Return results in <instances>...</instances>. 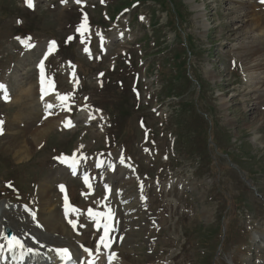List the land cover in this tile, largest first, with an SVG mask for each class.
I'll use <instances>...</instances> for the list:
<instances>
[{"label": "rangeland", "instance_id": "1", "mask_svg": "<svg viewBox=\"0 0 264 264\" xmlns=\"http://www.w3.org/2000/svg\"><path fill=\"white\" fill-rule=\"evenodd\" d=\"M173 1L168 14L162 0H33L31 9L0 0V84L10 97L0 93V203H26L37 219L52 209L93 248L101 231L86 213L102 215L121 264L126 256L132 264H264V122L255 129L264 69L242 64V53L264 43V4ZM251 18L258 25L250 31ZM53 41L50 103L66 116L38 145L51 108L37 100V63ZM254 55L264 62V50ZM77 148L88 169L103 155L117 169H99L86 186L58 159ZM123 180L131 181L124 195ZM60 181L82 217L59 211Z\"/></svg>", "mask_w": 264, "mask_h": 264}, {"label": "bare ground", "instance_id": "2", "mask_svg": "<svg viewBox=\"0 0 264 264\" xmlns=\"http://www.w3.org/2000/svg\"><path fill=\"white\" fill-rule=\"evenodd\" d=\"M247 15H249V14L247 13ZM250 20H252V24H251V27H250V31H251V30H253L255 25H258V23H257L256 19H252L251 18ZM263 47H264V43L263 44L261 43V44H259V47H253V48L249 47L250 49H248L246 51V53L245 52L242 53V55H243L242 58L244 57V59L242 61V64H243V67L245 69V72L246 71L251 72V71H253L255 69H259V70L260 69H264V62L263 63H258L257 62L258 60H256V59L253 60L252 59V55L260 53L261 50H264ZM248 56H250L251 58L248 57ZM239 58H241V55H240ZM250 77H252V76H250ZM255 84H262L261 86L259 85V87L264 86V76L263 77L260 76L258 78V80L255 81ZM48 87H49V84H48ZM48 91H49V88H48ZM39 93H40V86L38 87V98H37L38 102H39ZM28 97H29V95H28ZM258 98L262 99V97L260 95H259ZM49 99H51V98L48 97L45 101H48ZM58 102H60V101H58ZM59 106H61V105H59ZM31 108H33V107L31 106ZM35 112H36V110H35ZM52 112L53 113L48 117V120L44 123V126L42 128H39V129L36 130V133H37L36 137L37 138H36L35 142H37L38 145H39L40 141L43 139V137L46 135V133L48 131V128H51V127L53 128L54 123H57L56 126L57 125L60 126L62 117L66 116L65 115L66 112L64 113L63 110L59 109V107L56 108V109L54 108L52 110ZM35 114H37V113H35ZM54 115H55V117L56 116L58 117L56 120H58L60 118L59 121L54 122L55 121ZM68 117H70V116H68ZM65 122H67V121H65ZM263 122H264V119H262L261 125H259L258 127H255V129L259 130L260 129L259 127H261L263 125ZM253 139H254V141L257 140L258 136L257 135L253 136ZM78 152H79V149L77 148V150L74 153H78ZM104 160H107V158H105ZM104 160H103V162L100 165H98V167H102V168L106 167V163L104 162ZM99 163L100 162H98L97 164H99ZM130 177H131V175H130ZM112 181L109 178V180L107 182L108 185L110 184V182L114 183L115 180L112 178ZM130 182L129 181H124L123 182V186L125 184H127V186H126L127 188L123 187V189L121 190V193H123V195L130 191V189H131ZM109 186H111V185H109ZM109 186H107V188H110ZM41 196H42V194H41ZM45 196H43V197L45 198ZM123 200H126V199L123 198ZM66 201H64L63 205H65ZM46 206H47V204H46ZM22 209H25V207L21 206V205H18V204H14V203L13 204H9L7 202L0 203V245L4 246L3 249H2L1 254L2 253H6V256H7V261H5V262H1L0 261L1 263L8 264V262H9V264H23L25 262V261H23V259L25 258V255H27L28 258H33V257H36V256H44L46 259H49V260H51V259L57 260L59 258V254H57V252L54 251V250L58 249V248H71L74 251L75 254L76 253L78 254L77 257H79V259L85 257V253H86L84 251L85 247H81V244H82L81 241L82 240L78 239L77 237L74 236L73 233H71L70 231L68 232L65 229L64 223L61 222V220L58 217H56V215L53 216L52 213H54V212L51 211L52 209H49V210L47 209L49 212H52L51 214L49 213L50 215L48 214L49 216H46V215H44L43 213H41L39 211L40 213L38 215V219L40 220L39 222H41V223L34 222L32 220V217L28 216V214L26 212H24ZM73 209L74 208H72V210L70 211V216L71 217H74L76 215L74 213ZM61 210H62V212H64L65 206H63L62 209H60L59 211H61ZM71 217L69 219H71ZM73 222H74V220H73ZM6 228H10L12 234L8 235V233L5 232ZM13 235L17 236L24 243L26 248L31 247V248L34 249V251L38 252L39 254L38 255H31V254H28V253L25 252V255L23 257H21L20 253H21V251H23L22 249L16 248L13 251H9L8 250V246H7V240L4 237H9L10 238ZM37 241L39 243H37ZM132 241H133V238H132ZM105 243H106V241H105ZM41 245H43V247H41ZM112 250L113 249L110 246L109 247H105L104 244H101L100 239H99L98 242L95 244V251H96L97 255H100L101 259L98 260V262L96 264H106V262L108 260V255L111 254L115 249L113 251ZM115 251H117V250H115ZM122 252H124V251H122ZM119 256H121V255H119ZM128 260H130V258H129V256H126V261H128ZM126 261H124L125 262L124 264H127ZM115 262L112 261L110 264H114ZM130 263L131 262H129V264ZM119 264H121V263H119Z\"/></svg>", "mask_w": 264, "mask_h": 264}, {"label": "snow or ice", "instance_id": "3", "mask_svg": "<svg viewBox=\"0 0 264 264\" xmlns=\"http://www.w3.org/2000/svg\"><path fill=\"white\" fill-rule=\"evenodd\" d=\"M62 3H66V0H61ZM103 2V0H102ZM259 2L261 4H264V0H259ZM25 3L27 5L28 8H34V4H33V0H25ZM76 3H81V0H76ZM141 19H143V17H141ZM84 20L86 21L87 20V16L85 15L84 16ZM18 23H22V21H18ZM86 25L84 23H82L78 28H77V32H80L82 28H85ZM17 39H20L19 37H17ZM72 39H74V37H68V41H71ZM23 42V41H22ZM83 42V41H82ZM55 46V41L51 42L50 45H49V49H48V52L45 53V56H44V59H47V55L49 53L52 52L53 48ZM28 47H31V45H28ZM85 51L87 52L88 49L85 48ZM38 67L40 68V71H41V83L43 85L44 83V62L43 60L40 61V64L38 65ZM49 87L53 88L54 89V82H50L49 83ZM44 91L43 87H42V92ZM0 93H2V98L5 100V101H8L10 99L9 95H8V92H7V88L5 85L3 84H0ZM43 98V97H42ZM57 99H59L61 102H64L66 99H67V96H64V95H59L57 96ZM52 107V105H48V108L50 109ZM47 118V117H45ZM3 124V120H0V125ZM0 133H2V128H0ZM58 159L61 160V162H67L69 158L67 157H64V156H61V157H58ZM121 163H123V161H121ZM75 164H76V161L75 159H72V163L69 165L70 167H75ZM85 180V183L88 184V177H85L84 178ZM9 187H11L12 185L9 183L8 185ZM61 190L63 191L64 190V186L61 185ZM89 187H91L89 185ZM107 187V186H105ZM73 211H76L75 209H73ZM89 215L92 216L93 213L91 212V210H89ZM33 218H35L34 214H33ZM70 224H72V227L75 228L76 227V223L73 222V221H69ZM105 228V236H107L108 234V229H109V226L106 224L104 226ZM6 240H7V246H8V250L9 251H13L14 249L16 248H19V249H22L23 251H21L20 255L21 257H23L25 255V252L28 253V254H31V255H38L39 253L34 251L33 248L31 247H28L26 248L24 243L15 235L11 236L10 238L9 237H4ZM100 242L101 244H104L105 247H109L110 245L105 243V238L104 237H101L100 238ZM37 243H39L37 241ZM3 245H0V252H2V249H3ZM41 247H43V245H41ZM81 247H83V245H81ZM51 250V249H50ZM54 251L57 252V254H59L62 258L64 259H71V255H70V252H69V249L67 248H59V249H55ZM84 251L85 252H88L89 255L92 254V250L88 249V248H84ZM115 257V254H113L112 257H110V261L111 259H113Z\"/></svg>", "mask_w": 264, "mask_h": 264}, {"label": "trees", "instance_id": "4", "mask_svg": "<svg viewBox=\"0 0 264 264\" xmlns=\"http://www.w3.org/2000/svg\"><path fill=\"white\" fill-rule=\"evenodd\" d=\"M161 5L163 6L164 9L167 10L168 14H170L171 12L175 13V3L173 0H162ZM171 10V11H170ZM178 17V15H177ZM173 18H171L170 20L172 21ZM179 19V17L177 18Z\"/></svg>", "mask_w": 264, "mask_h": 264}]
</instances>
